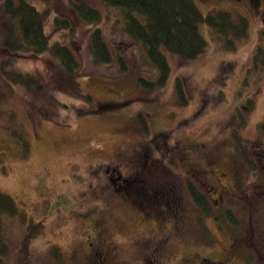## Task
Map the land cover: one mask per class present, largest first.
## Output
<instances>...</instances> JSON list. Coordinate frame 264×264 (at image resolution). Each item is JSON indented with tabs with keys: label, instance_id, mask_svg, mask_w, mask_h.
I'll return each mask as SVG.
<instances>
[{
	"label": "rangeland",
	"instance_id": "374dc122",
	"mask_svg": "<svg viewBox=\"0 0 264 264\" xmlns=\"http://www.w3.org/2000/svg\"><path fill=\"white\" fill-rule=\"evenodd\" d=\"M28 1L45 14L50 48L55 42L69 46L78 64L70 72L74 83L49 49L33 56L11 54L0 39V189L20 209L1 218L9 247L3 264H103L87 250L95 237L109 264H151L153 242L147 238L157 221L150 220L153 207L146 200H166L168 209L174 190L179 231L167 235L164 264L194 252L226 261L235 234L234 263L244 264L237 253L242 244L252 264H264V69L253 62L257 46L264 44V0H194L204 16L213 9L230 11L235 19L245 16L248 35L233 49L201 21L205 52L186 61L164 50L171 73L165 85L152 89L144 80H157L159 71L143 42L123 30L127 18L119 7L105 0ZM80 1L97 8L101 18L78 16L72 2ZM56 18L68 19L71 28L56 29ZM97 27L111 50L110 61L96 63L90 53ZM3 61L5 71L31 75L41 87L11 82ZM140 113L148 117L151 132L142 127ZM24 141L30 147L26 154ZM145 142L156 161L140 168L146 189L126 191L118 173L125 179L134 175L138 167L128 161ZM238 142L241 150L256 154L257 170L245 164ZM160 179L164 183L157 186ZM189 181L208 195L219 219L200 211L186 188ZM158 187L170 195L163 198L161 190L156 197ZM231 208L240 218L238 229L223 217ZM198 218L210 227L211 242L197 233ZM34 223L40 229L22 248ZM172 225L169 220L167 227ZM54 250L62 257L54 258Z\"/></svg>",
	"mask_w": 264,
	"mask_h": 264
},
{
	"label": "trees",
	"instance_id": "16d2710c",
	"mask_svg": "<svg viewBox=\"0 0 264 264\" xmlns=\"http://www.w3.org/2000/svg\"><path fill=\"white\" fill-rule=\"evenodd\" d=\"M113 4L126 16V23L123 24V30L135 41L143 42L147 49V54L151 60L153 67L159 71L157 80H144L152 89L154 85H165L171 73L169 60L164 53L168 50L171 53L178 54L183 60H193L202 53L207 47L205 38L199 31V23L206 21L213 27L220 36H222L226 45L236 47V40L244 38L248 35L249 21L248 18L238 15L235 19L230 11L211 10L207 16L199 9L194 0H105ZM78 16L87 21H95L101 18L100 11L89 5L88 2H72ZM0 39L1 43L9 48L11 54L37 55L39 53L50 52L57 59L58 64L62 67V73L71 82L74 75L70 72L78 64L72 49L60 42H55L51 48L49 45V35L45 31V14L36 6H33L28 0H0ZM56 29L71 28L68 19L56 18ZM7 34V37L6 35ZM101 28L93 32L90 39V53L96 63L111 60V50L107 46ZM122 65H126L125 59L120 57ZM255 67H263L264 69V44L261 43L256 48L253 58ZM6 61L1 64V69L5 71ZM6 77L16 84L26 86L41 87L31 75L23 74L14 69L5 71ZM74 82V81H73ZM75 83V82H74ZM178 91L182 97V101L186 102L187 98L178 79ZM78 86V85H77ZM79 90V89H78ZM79 95V94H78ZM85 98V97H84ZM92 98L90 95L88 99ZM251 100H247L251 103ZM141 116V115H140ZM264 128V124H261ZM240 142V140H239ZM237 151L244 158L245 164L250 169L257 170L259 160L255 153L241 150V146ZM24 153L29 152V142L24 141ZM187 190L197 204L200 211L209 215L213 212V207L208 195L194 182L189 181ZM19 206L14 198L0 189V264L4 263L5 256L8 254V245L4 242L2 232V216L6 213L13 215L19 212ZM21 212V211H20ZM264 215V214H263ZM231 226L239 224L240 218L236 215L232 208L228 209L223 216ZM29 228L28 235L24 239V245L28 246L30 237L34 230L40 229V224L34 223ZM197 229L201 233L203 239L211 242V230L205 225L203 218H198ZM27 253L26 249H23ZM54 258L62 257L61 252L54 250Z\"/></svg>",
	"mask_w": 264,
	"mask_h": 264
},
{
	"label": "flooded vegetation",
	"instance_id": "af4514ba",
	"mask_svg": "<svg viewBox=\"0 0 264 264\" xmlns=\"http://www.w3.org/2000/svg\"><path fill=\"white\" fill-rule=\"evenodd\" d=\"M139 116H140V123H141L142 127L145 130H148L149 132H151V129L149 127L150 122H149L148 117H146V115H144L143 113H140ZM166 144H167V142L165 143V145ZM141 147H142V152L136 153V155H134L128 161V163L132 166V168H133V166H135V168L138 167L137 170L135 171L134 175H131V177H128L125 179V178H123V175L120 172L118 173L117 179L120 180L119 181L120 186L124 187L126 189V191H130V192L135 191L136 193H139L141 191V189L142 190L146 189V187H142V185L146 184L145 181H146L147 177H146V175H143V172L140 171L141 170L140 168L145 167V166L147 167L148 165H153V163L156 162L151 157L150 148H148L149 145H147L145 142V144L143 143ZM162 180L163 179H160L157 181V186L163 185L164 181H162ZM160 188L161 187H158V189L155 191L156 197L161 192V190H163ZM167 194L170 195V192H168L167 190H163L161 196L164 198V195L167 196ZM127 198H129V197H127ZM137 198H140V197H137ZM168 199L171 200L170 198H168ZM172 199H173V205L174 206H172V201L170 202L168 200V204H169L168 209H166L164 207V204H166V200H146V201H149V203H147V205H149V208L153 207V209H151V214L149 217L150 220L157 221L155 223L156 226L153 225V227H152L151 231L153 233L151 234L150 237L147 238L149 240L148 242H153V246L151 247V250L154 252V253L152 252L154 255L152 256L151 264H164V262H162L163 261L162 260V257H163V251L162 250L165 249L164 246H165L167 240L169 238H171V236L170 237L168 236V238H167V235H171L172 232L175 235V233L178 234V231H179L178 230L179 227H178V224H176V221L180 218V215H179L180 203L176 202L177 197H176V191L175 190H174V197ZM210 202L213 205L212 201H210ZM213 209L215 212V207H213ZM155 210L157 213H155ZM212 215H210V218L212 217L214 219H219L218 216L215 215V213H212ZM169 220H170V222L173 223V225L170 229L167 227V222ZM137 221H139V220H137ZM136 224H137V222H136ZM227 224L230 228L233 227L234 229H236V228L238 229L237 226H239V224H237L235 226H231V224H229L228 222H227ZM206 226L210 229V227L207 224H206ZM197 233L200 234L198 229H197ZM89 236L91 237V235H89ZM238 237L239 236H237V234H235L233 236V241L230 243V246L227 249L229 256H228V259L226 261L223 260L220 262H214L209 255H203L201 253H198V252L195 253L194 252V254L192 256H188V257L182 256V259H180V261H177L175 264H231V263H234V260L237 257L235 255V252H234V249H235L234 247H236L235 244H237ZM99 243H100L99 239L97 237H95L94 240L90 241L87 244L88 245L87 250L88 249L93 250L95 252L94 255H95L96 259H99V261L102 262L103 264H105V263L109 264V259H108L109 255H108L106 249L102 250V246ZM204 243H208V242H204ZM176 244L178 245V243H176ZM242 246L243 245L240 244L239 247H237L238 248L237 253H239L240 256L243 257L244 264H252V262H253L252 255L250 253H248V254L246 253L248 250L243 251ZM178 247H179V245H178ZM109 254H110V256L112 255L111 253H109ZM176 259H177V257H176Z\"/></svg>",
	"mask_w": 264,
	"mask_h": 264
}]
</instances>
